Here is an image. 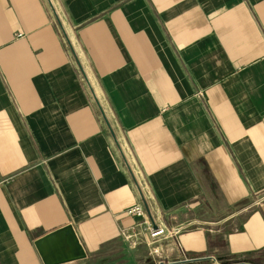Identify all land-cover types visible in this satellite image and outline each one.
<instances>
[{
    "label": "crops",
    "instance_id": "0c3cea01",
    "mask_svg": "<svg viewBox=\"0 0 264 264\" xmlns=\"http://www.w3.org/2000/svg\"><path fill=\"white\" fill-rule=\"evenodd\" d=\"M69 224L62 264H264V0H0V264Z\"/></svg>",
    "mask_w": 264,
    "mask_h": 264
},
{
    "label": "water",
    "instance_id": "95a60500",
    "mask_svg": "<svg viewBox=\"0 0 264 264\" xmlns=\"http://www.w3.org/2000/svg\"><path fill=\"white\" fill-rule=\"evenodd\" d=\"M35 245L44 264H62L87 256L70 224L37 239Z\"/></svg>",
    "mask_w": 264,
    "mask_h": 264
},
{
    "label": "built area",
    "instance_id": "2783aa9c",
    "mask_svg": "<svg viewBox=\"0 0 264 264\" xmlns=\"http://www.w3.org/2000/svg\"><path fill=\"white\" fill-rule=\"evenodd\" d=\"M126 213L130 216H134V217H144L145 216V208L143 205L141 204H136L133 206H130L127 210ZM146 231L149 234V236L153 239H156L158 237L164 236L166 231L165 228L161 225H148L146 227ZM177 230L173 231L176 232ZM122 235L123 237L126 239V241L129 242V244L132 247H136L137 245H139L141 238H140V234L138 235H132L130 234L129 231H122ZM214 259V261L218 262L217 259L215 257H212Z\"/></svg>",
    "mask_w": 264,
    "mask_h": 264
},
{
    "label": "rangeland",
    "instance_id": "374dc122",
    "mask_svg": "<svg viewBox=\"0 0 264 264\" xmlns=\"http://www.w3.org/2000/svg\"><path fill=\"white\" fill-rule=\"evenodd\" d=\"M115 247H117V246H115Z\"/></svg>",
    "mask_w": 264,
    "mask_h": 264
}]
</instances>
